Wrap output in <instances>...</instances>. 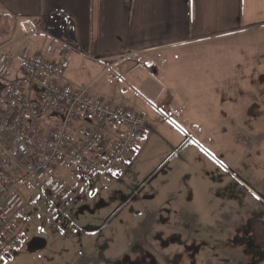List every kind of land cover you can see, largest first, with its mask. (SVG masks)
<instances>
[{
	"label": "rangeland",
	"instance_id": "rangeland-1",
	"mask_svg": "<svg viewBox=\"0 0 264 264\" xmlns=\"http://www.w3.org/2000/svg\"><path fill=\"white\" fill-rule=\"evenodd\" d=\"M167 59L116 78L109 100L148 120L130 162L116 177L61 169L66 202L26 191L25 237L2 264H264L249 225L264 224V30Z\"/></svg>",
	"mask_w": 264,
	"mask_h": 264
},
{
	"label": "crops",
	"instance_id": "crops-1",
	"mask_svg": "<svg viewBox=\"0 0 264 264\" xmlns=\"http://www.w3.org/2000/svg\"><path fill=\"white\" fill-rule=\"evenodd\" d=\"M0 15L4 26L0 44L11 42L16 54L27 51L59 60L46 48L54 38L67 41L74 49L61 84L89 87L94 98L113 105H120L109 100L118 94L116 78L131 74L134 68L129 64L138 59L165 55L170 64L178 51L225 45L264 30V0H0ZM143 60L137 68L147 69ZM150 68L157 73L153 65ZM16 77L26 80L28 98L37 100L40 87L28 82L18 62L10 79ZM8 80L0 77V90ZM154 83L160 84L157 80L148 85L157 89ZM63 117L62 110L39 114L46 132ZM88 126L85 114L74 125L73 135L80 138Z\"/></svg>",
	"mask_w": 264,
	"mask_h": 264
},
{
	"label": "built area",
	"instance_id": "built-area-1",
	"mask_svg": "<svg viewBox=\"0 0 264 264\" xmlns=\"http://www.w3.org/2000/svg\"><path fill=\"white\" fill-rule=\"evenodd\" d=\"M53 41L46 51L57 53L59 60L26 51L15 55L11 43L0 48V77L9 79L0 90V264L24 240L15 221L27 215L26 191L34 204L65 202L70 193L57 178L60 169L74 167L84 178L117 176L147 127L143 114L94 98L88 87L61 84L74 48L65 40ZM17 61L28 82L40 86L38 100L27 97L24 79H10ZM50 110H62L64 117L46 132L38 113ZM85 114L91 124L77 138L72 129ZM111 126L120 129L112 143L106 129ZM3 130L12 137L10 145L3 141Z\"/></svg>",
	"mask_w": 264,
	"mask_h": 264
},
{
	"label": "flooded vegetation",
	"instance_id": "flooded-vegetation-1",
	"mask_svg": "<svg viewBox=\"0 0 264 264\" xmlns=\"http://www.w3.org/2000/svg\"><path fill=\"white\" fill-rule=\"evenodd\" d=\"M254 147H258L259 151H256V152H257V154H260L261 151L264 149V142H258ZM260 159L262 161H264V159L261 158V156H260ZM245 187L250 188L247 185H245ZM250 192L254 193L251 189H250ZM257 198L261 199L262 203L264 204V195H263V198L261 196H258ZM262 218L263 217L261 215L258 216V217H255V218H251V221L249 222V225L260 224L263 227L262 230H253L252 233H253V235L255 236V238L257 240H261L262 239V243H264V224H263Z\"/></svg>",
	"mask_w": 264,
	"mask_h": 264
},
{
	"label": "trees",
	"instance_id": "trees-1",
	"mask_svg": "<svg viewBox=\"0 0 264 264\" xmlns=\"http://www.w3.org/2000/svg\"><path fill=\"white\" fill-rule=\"evenodd\" d=\"M2 15H0V35H4V26L2 25ZM8 41H4L2 44H0V46L4 45L5 43H7ZM2 135H3V139H4V142L7 144V145H10L11 143V135L10 133H8L7 131H2Z\"/></svg>",
	"mask_w": 264,
	"mask_h": 264
}]
</instances>
